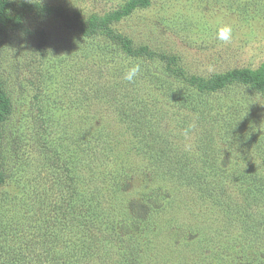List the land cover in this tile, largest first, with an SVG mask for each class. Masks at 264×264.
I'll return each instance as SVG.
<instances>
[{
    "label": "rangeland",
    "instance_id": "obj_1",
    "mask_svg": "<svg viewBox=\"0 0 264 264\" xmlns=\"http://www.w3.org/2000/svg\"><path fill=\"white\" fill-rule=\"evenodd\" d=\"M10 2L16 9L22 2L60 4L70 15L78 10L84 19H109L134 46L174 55L188 74L207 78L240 68L264 74V0H148L144 6L136 0ZM23 22L0 43V85L10 101L0 123L6 174L0 185V264H56L58 255H71L58 241L72 232L58 221L66 180L58 168L61 160L78 175L87 197L111 206L105 215L112 230L140 245L143 263L264 264V230L252 233L264 220L257 214L246 221L234 218L227 228H218L222 234L198 222V211L191 214V207L184 206L186 184L179 198L166 199L168 191L155 193L161 176L139 154L137 139L127 135L121 111L136 92L130 110L147 108L159 117L164 136L185 144V130L178 128L186 124L174 121L182 114L158 98L156 77L169 75L166 60L130 57L105 37H86L53 14ZM226 24L233 30L230 43L217 39ZM136 63L141 73L129 83L123 73ZM156 98L162 115L155 113ZM211 99L251 106L259 115L255 123L264 121V98L245 85L229 86ZM225 158L237 159L235 154ZM25 239H32L33 250L24 248ZM105 247L118 264L125 262L121 246ZM39 251L44 254L36 261Z\"/></svg>",
    "mask_w": 264,
    "mask_h": 264
},
{
    "label": "trees",
    "instance_id": "obj_2",
    "mask_svg": "<svg viewBox=\"0 0 264 264\" xmlns=\"http://www.w3.org/2000/svg\"><path fill=\"white\" fill-rule=\"evenodd\" d=\"M136 4L144 6L148 0H136ZM37 14L60 17L67 27L79 30L86 37H105L130 57L144 59L158 56L166 60L165 71L169 75L156 77L158 98L162 96L174 113L182 114L174 117L175 122L183 121L186 124L183 126L182 123V128L178 130L183 131L195 123L196 127L190 132L189 139L192 150L183 151L184 143H175L166 134L165 137L157 122L159 117L149 114L147 108L143 112L140 109L130 110L129 102L132 98L135 100L136 92L126 100L128 110L121 111L127 135L129 133L137 139L142 149L139 154L145 160L149 159L154 173L161 176L155 193L168 191L166 199L179 198L177 194L182 193L181 185L186 184L189 198H186L184 206L191 207V214L198 211L196 216L199 217H194L198 222H206L210 227L215 226V229L227 228L234 218L243 221L253 219L252 215L255 214L264 220V121L255 123L259 115L251 106L241 108L238 105H221L211 99L213 93L234 85H245L264 98V74L261 71L232 69L207 78L188 74L178 65L174 55L158 53L147 45L134 46L128 36L112 28L109 19L95 15L84 19L78 10L70 15L60 4L22 2L20 9H16L10 0H0V43L8 30L23 28V21ZM180 82L183 85L178 84ZM153 105L155 113L162 115L157 112V98ZM9 112L10 101L0 85V123ZM2 139L0 132V159ZM223 142L227 147H222ZM233 154L237 159L227 161L225 157L229 158ZM58 168L66 178L58 221L68 225L72 232L68 237L58 239L59 247L71 255L68 256V252L66 255L60 254L55 263L118 264L106 252V243H111L121 246V258L125 260L123 264H146L142 261L140 245L131 237H121L112 230V221L105 215L111 206L106 207L87 197L82 191L78 175L71 173L65 161L61 160ZM5 176L0 162V185ZM261 229L264 230V225L252 233L257 235ZM219 233L222 234L218 229ZM175 235L171 237L173 241H176ZM27 247L29 251L33 250L32 239H25L24 248ZM89 249L94 251L88 252ZM42 252L35 253L36 261L41 260Z\"/></svg>",
    "mask_w": 264,
    "mask_h": 264
},
{
    "label": "clouds",
    "instance_id": "obj_3",
    "mask_svg": "<svg viewBox=\"0 0 264 264\" xmlns=\"http://www.w3.org/2000/svg\"><path fill=\"white\" fill-rule=\"evenodd\" d=\"M233 36V30L230 25H224L220 27L217 31V39L220 41H223L225 43H230ZM141 73V65L131 64L130 66L126 67L124 73H123V79L129 83L134 82ZM196 127L195 123H192L189 125L187 129L183 132V136L185 137V144H184V150L185 151H191L192 145L191 143H188L190 137V132Z\"/></svg>",
    "mask_w": 264,
    "mask_h": 264
}]
</instances>
